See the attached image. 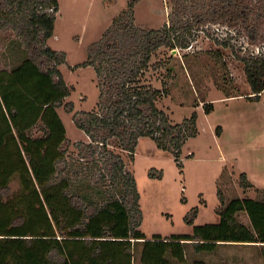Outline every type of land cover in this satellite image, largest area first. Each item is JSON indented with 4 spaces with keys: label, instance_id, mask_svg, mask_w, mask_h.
<instances>
[{
    "label": "trees",
    "instance_id": "16d2710c",
    "mask_svg": "<svg viewBox=\"0 0 264 264\" xmlns=\"http://www.w3.org/2000/svg\"><path fill=\"white\" fill-rule=\"evenodd\" d=\"M246 7L242 0H220L212 12L233 19L244 16ZM56 10L57 0H0V29L14 32L23 55L10 68H0V264H133L134 241L142 243L143 264H172V258L183 261L186 243L196 250L226 241L264 243V200L252 197L231 198L217 210L218 221L195 224L189 233L148 238L139 228V192L120 151L132 156L138 138L149 135L160 147L171 144L177 156L196 124L194 111L172 120L157 104L166 89L141 78L152 52L170 40L133 26L131 7L90 44L84 62L94 64L98 79L105 64H119L108 66L98 80L96 107L73 114L75 126L88 136L75 143L82 163L72 171L74 179L80 173L88 177L80 179L86 190L59 174L73 162L67 161L68 139L57 111L70 93L57 65L64 52L45 44ZM200 18L203 14L194 15ZM242 60L250 96L258 97L264 90V53ZM203 105L208 112L212 102ZM38 121L42 127L32 134ZM13 176L18 188L11 191ZM239 210L250 226L235 220Z\"/></svg>",
    "mask_w": 264,
    "mask_h": 264
},
{
    "label": "rangeland",
    "instance_id": "374dc122",
    "mask_svg": "<svg viewBox=\"0 0 264 264\" xmlns=\"http://www.w3.org/2000/svg\"><path fill=\"white\" fill-rule=\"evenodd\" d=\"M242 1L248 6L246 14L230 19L212 12L220 0H57L53 31L45 44L64 52L57 65L70 93L57 111L66 129L67 161L73 162L59 174L75 180L72 186L79 191L86 190L79 187L80 179L88 177L80 173L73 178L72 171L82 163L75 143L86 142L88 136L75 126L73 114L96 107L98 80L103 81L108 66H119L104 63L98 79L94 64H84L90 44L118 23L128 7L133 26L170 40L152 52L141 78L144 75L166 89L157 104L172 120L181 121L194 111L196 132L184 139L177 156L171 144L160 147L149 135L138 138L132 156L120 151L139 192V228L148 238L154 233H189L195 224L216 222L217 210L233 197L264 200V90L258 97L250 96L242 60L264 53V0ZM195 14L204 18L196 21ZM22 56L19 38L10 29H0V68H10ZM204 101L212 102L208 112ZM41 127L38 121L30 132L35 134ZM16 188L18 180L13 176L10 190ZM234 217L250 226L245 211ZM238 242L216 243L211 250H196L186 243L183 261L172 258L171 263L264 264L258 260L260 249ZM141 248L142 243L134 241L133 264H143Z\"/></svg>",
    "mask_w": 264,
    "mask_h": 264
},
{
    "label": "crops",
    "instance_id": "0c3cea01",
    "mask_svg": "<svg viewBox=\"0 0 264 264\" xmlns=\"http://www.w3.org/2000/svg\"><path fill=\"white\" fill-rule=\"evenodd\" d=\"M238 243L240 244H249V246H251L254 249H260L261 252V256H259L258 260H262V262H264V243H260V242H243V241H239ZM263 250V252H262Z\"/></svg>",
    "mask_w": 264,
    "mask_h": 264
}]
</instances>
